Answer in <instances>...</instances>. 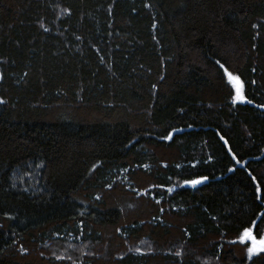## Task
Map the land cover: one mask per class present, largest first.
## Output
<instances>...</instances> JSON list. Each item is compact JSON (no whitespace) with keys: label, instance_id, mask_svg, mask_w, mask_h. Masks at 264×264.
<instances>
[{"label":"trees","instance_id":"16d2710c","mask_svg":"<svg viewBox=\"0 0 264 264\" xmlns=\"http://www.w3.org/2000/svg\"><path fill=\"white\" fill-rule=\"evenodd\" d=\"M0 77V264H264V0H0Z\"/></svg>","mask_w":264,"mask_h":264},{"label":"snow or ice","instance_id":"6c2138e0","mask_svg":"<svg viewBox=\"0 0 264 264\" xmlns=\"http://www.w3.org/2000/svg\"><path fill=\"white\" fill-rule=\"evenodd\" d=\"M145 7H148L146 4ZM43 28V25H41ZM253 27H256V25H253ZM47 31V29H44ZM220 68L224 69V76L227 77V84L231 86V88L234 90V95L232 96V103L235 104L237 101H244L245 97L242 95L243 87L240 78L238 76H235L231 74L225 66L220 63ZM249 103L251 101H248ZM6 101L3 99H0V104H4ZM171 135V133H169ZM235 159V157H233ZM229 171H232V169H229ZM206 179V178H203ZM186 184H190L192 186H195L199 183H201V179H192V180H186ZM257 193H261V189H256ZM260 198H264V194L261 195ZM255 225V222H253ZM247 242V257L251 259L254 255H258L260 253H264V236H261L259 239L256 238V236L253 234V229L251 227H246L243 229L241 234L239 235V243L245 244ZM235 243V241H233ZM179 255V253H177Z\"/></svg>","mask_w":264,"mask_h":264},{"label":"rangeland","instance_id":"374dc122","mask_svg":"<svg viewBox=\"0 0 264 264\" xmlns=\"http://www.w3.org/2000/svg\"><path fill=\"white\" fill-rule=\"evenodd\" d=\"M251 228L253 229V228H254V226H252ZM253 234H254V232H253ZM257 239H259V238H257ZM237 241L239 242V238L237 239ZM245 244H247V242H246Z\"/></svg>","mask_w":264,"mask_h":264},{"label":"water","instance_id":"95a60500","mask_svg":"<svg viewBox=\"0 0 264 264\" xmlns=\"http://www.w3.org/2000/svg\"><path fill=\"white\" fill-rule=\"evenodd\" d=\"M1 78V77H0ZM238 102H241L242 104H245L246 103V101L244 100V101H238Z\"/></svg>","mask_w":264,"mask_h":264}]
</instances>
